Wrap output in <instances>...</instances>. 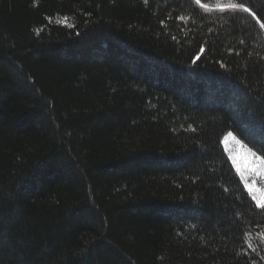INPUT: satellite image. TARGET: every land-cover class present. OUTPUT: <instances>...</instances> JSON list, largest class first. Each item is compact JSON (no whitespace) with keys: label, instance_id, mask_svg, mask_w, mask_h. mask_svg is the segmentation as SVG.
<instances>
[{"label":"trees","instance_id":"1","mask_svg":"<svg viewBox=\"0 0 264 264\" xmlns=\"http://www.w3.org/2000/svg\"><path fill=\"white\" fill-rule=\"evenodd\" d=\"M264 0H0V264H264ZM264 192V179L258 183Z\"/></svg>","mask_w":264,"mask_h":264},{"label":"rangeland","instance_id":"2","mask_svg":"<svg viewBox=\"0 0 264 264\" xmlns=\"http://www.w3.org/2000/svg\"><path fill=\"white\" fill-rule=\"evenodd\" d=\"M224 143L247 187L253 191L256 201L262 204L264 192H258V183L264 179V159L245 146L233 132L225 135Z\"/></svg>","mask_w":264,"mask_h":264},{"label":"snow or ice","instance_id":"3","mask_svg":"<svg viewBox=\"0 0 264 264\" xmlns=\"http://www.w3.org/2000/svg\"><path fill=\"white\" fill-rule=\"evenodd\" d=\"M197 3H199V0H197ZM261 26L264 27V24H262Z\"/></svg>","mask_w":264,"mask_h":264}]
</instances>
